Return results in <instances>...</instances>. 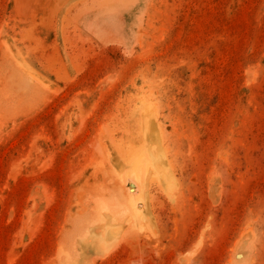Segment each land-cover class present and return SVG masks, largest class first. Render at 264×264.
<instances>
[{
    "label": "rangeland",
    "instance_id": "rangeland-1",
    "mask_svg": "<svg viewBox=\"0 0 264 264\" xmlns=\"http://www.w3.org/2000/svg\"><path fill=\"white\" fill-rule=\"evenodd\" d=\"M0 264H264V0H0Z\"/></svg>",
    "mask_w": 264,
    "mask_h": 264
},
{
    "label": "bare ground",
    "instance_id": "bare-ground-1",
    "mask_svg": "<svg viewBox=\"0 0 264 264\" xmlns=\"http://www.w3.org/2000/svg\"><path fill=\"white\" fill-rule=\"evenodd\" d=\"M150 119L152 118L148 115L143 121V141L138 154L127 161L121 156L115 158L117 163L114 159L115 171L118 172L121 182L125 185L134 182L137 186H145L155 180L166 185L173 179L172 172L168 171L166 156L161 147V138L156 130L157 126ZM129 193L133 194V190L131 189ZM142 200V198L130 200L127 210L104 213L103 218L108 221L107 230L117 234L128 225H137L142 229L145 218L142 211Z\"/></svg>",
    "mask_w": 264,
    "mask_h": 264
}]
</instances>
